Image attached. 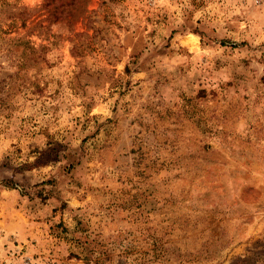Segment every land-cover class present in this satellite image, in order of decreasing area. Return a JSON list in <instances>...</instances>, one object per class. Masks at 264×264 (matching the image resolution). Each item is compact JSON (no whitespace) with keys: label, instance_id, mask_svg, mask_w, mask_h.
Masks as SVG:
<instances>
[{"label":"rangeland","instance_id":"rangeland-1","mask_svg":"<svg viewBox=\"0 0 264 264\" xmlns=\"http://www.w3.org/2000/svg\"><path fill=\"white\" fill-rule=\"evenodd\" d=\"M0 264H264V0H0Z\"/></svg>","mask_w":264,"mask_h":264}]
</instances>
